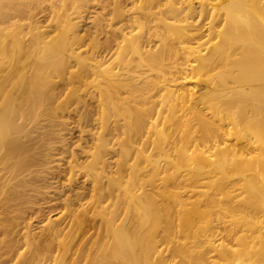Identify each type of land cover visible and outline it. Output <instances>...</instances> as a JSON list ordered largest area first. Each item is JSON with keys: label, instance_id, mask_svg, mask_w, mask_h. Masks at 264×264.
I'll list each match as a JSON object with an SVG mask.
<instances>
[{"label": "bare ground", "instance_id": "bare-ground-1", "mask_svg": "<svg viewBox=\"0 0 264 264\" xmlns=\"http://www.w3.org/2000/svg\"><path fill=\"white\" fill-rule=\"evenodd\" d=\"M137 1V11L124 14L116 10L119 4H114L110 12L121 16L115 17L118 21L104 18L102 12L90 20L88 30L80 33L77 19L98 0H0V226L5 217L18 219L14 221V233L27 253L17 251L19 243L7 245L9 249L0 264H217L216 259L221 264H244L242 258L249 252L252 261L255 257L264 260V247H256L264 235L255 238L247 232L241 234L244 237L238 234L244 231L246 219L264 216V14L260 15L264 1L255 0L259 8L252 4L261 23L256 16L257 20L250 18L255 13L251 15L252 5L248 6L252 0L237 4L233 0H202L196 6L189 2L183 7L182 19L177 17L180 10L174 15L176 8L167 7L165 1L170 22L165 17L153 19L163 30L153 52L145 49L140 38L142 28L156 14L153 9L157 0ZM246 3L251 16L245 13L247 19L243 22L252 28L251 35L245 29L249 38L236 33L243 25L237 29L234 24L239 22L237 13L243 15L242 4ZM201 16L208 22L196 28L195 21ZM113 22L121 23L114 27ZM102 32L106 34L100 42ZM165 33L186 37L190 45L178 38L173 45ZM163 34L169 41L162 39ZM126 48L133 57H126ZM177 53L183 56L182 65L174 66L176 70H170V76L163 75L164 60ZM136 67H141L139 75L134 74ZM189 75L199 77V84L191 87L199 86L198 90L186 87ZM38 80L46 82L43 90ZM150 87L160 94L155 110L141 107L151 95L147 93ZM79 91L88 94L98 108V117L94 118L97 130H81L88 132L91 143L81 146L80 159L72 154L66 168L60 170L56 161L64 156L61 151L53 152L59 147L49 142L39 155L44 158L45 168L35 173L31 167L37 140L17 121L23 115L19 98L33 95L44 103L47 95L56 103L54 109L62 112L70 102L81 101ZM159 124L161 127L156 129ZM150 128L157 135L159 149V155L153 158L144 155ZM174 132L178 135L168 141L171 152L167 154L163 147ZM138 135L145 138L140 140ZM58 144L64 145V140L59 139ZM141 159L151 165L145 180L138 178ZM31 171L36 178L43 177L47 186L27 182L25 177ZM61 173H65L67 184L80 177L82 182H89V187L84 189L86 192L68 196L63 205L65 214L41 220L40 231L33 232L29 221L32 216L20 215L19 203L6 202L19 195L24 199L19 188L27 183L37 195L47 194L57 187ZM202 186L212 188L213 193L197 189ZM228 186L244 193L242 201L238 199L242 209L231 202L237 195L228 194ZM184 192L189 195L181 194ZM212 194H222L225 199L216 195L219 200L215 201ZM22 201L25 203V199ZM213 201L216 204L212 206H219L220 220L236 210L243 212L236 217L245 219V223L236 218L244 223L236 225L235 216H230L235 224L228 230L233 234L230 238L242 249L213 245L215 259L208 262L204 252L199 251L202 242L197 241V229H203L197 223L201 217L208 218L207 207ZM28 205L24 207L28 212L41 209ZM203 208L207 209L206 216ZM261 221L264 223V218ZM224 230L226 227L220 231ZM209 243L212 246L213 242ZM253 252L255 257L251 256Z\"/></svg>", "mask_w": 264, "mask_h": 264}, {"label": "rangeland", "instance_id": "rangeland-1", "mask_svg": "<svg viewBox=\"0 0 264 264\" xmlns=\"http://www.w3.org/2000/svg\"><path fill=\"white\" fill-rule=\"evenodd\" d=\"M163 2V3H161V2ZM165 1H167L168 2V4L165 2ZM180 1V2H179ZM181 1H182V3H181ZM184 1H186V3L184 2ZM193 1V2H192ZM244 0H233V3H238V2H240V3H244L243 2ZM250 2L251 0H247V2ZM253 1V0H252ZM251 1V2H252ZM261 1H264V0H261ZM175 2V3H174ZM189 2H191V4H197V3H199V2H202V0H164V1H162V0H157L156 1V3H155V8L153 9V11L157 14H155L154 15V17L151 19V21L149 22V23H147V24H145V27L144 28H142L143 29V37H141L140 39L142 40V41H144V44L143 45H145V49H147V50H149V51H151V52H153L157 47H155V45L158 43V34H161L162 33V27L160 26V25H158L159 24V22L157 21V19H156V21L155 20H153V19H155V18H157L158 17V19H160V18H162L163 17V19H164V17H165V19L167 18V16L169 15L170 16V14H168L169 13V11L167 12V10L165 9V8H167L168 6H173L172 8H176V11L177 12H175V14L174 15H177V14H179V10H180V16L178 15L177 17H181V18H178V19H182L183 18V16L182 15H184V13H185V11H183L184 9H183V7L185 8V4H187V3H189ZM213 2L215 3V0H213ZM248 2V3H249ZM249 3L250 5H248L249 7L252 5V4H258V2H255V0H254V2L253 3ZM104 3L105 4H107L106 6H105V8L102 10L101 9V6L102 5H104ZM140 2H138L137 0H116V1H114V0H101V2L98 0V2H94L93 3V7H91V8H89V9H87V11H86V13L84 14V16L83 17H81V18H79V19H77V29H80V33H82V32H84L85 30H88L89 29V27L91 26V22L92 21H90V20H92V19H94V17L96 16V15H98L99 13H102L103 12V14H102V16L104 17V18H112V19H114V20H116V21H118V18H120L121 16H116V13L115 12H110V10L113 8V7H115L114 6V4L116 5V4H119L117 7H116V10H122V11H124V14H128V13H132V12H134V11H137L136 9H134V8H136L137 6H138V4H139ZM167 4V7H165L166 5L165 4ZM172 5H171V4ZM184 3V4H183ZM161 4V5H160ZM178 4V5H177ZM182 4V5H181ZM236 4H234V8H236L237 6H236ZM256 4V5H257ZM198 5V4H197ZM245 5V6H244ZM256 5H255V7L254 8H256ZM259 5V4H258ZM257 5V8H259L260 6H258ZM196 6V5H195ZM239 6V5H238ZM244 6V7H243ZM248 6H247V3L246 4H242V8H243V15H241L240 13H237V16H238V14H239V16L238 17H240V19H238L237 17L235 18L236 20L238 19L239 20V22H237V21H234V24H235V27L237 28V29H239L242 25L244 26L245 24V26L246 27H241L240 29L241 30H245L246 28H248V29H246L247 31H248V33H249V35H251L253 32H252V28L251 27H249V26H247V23H244V22H246L245 20L247 19V16H245V13H248L247 15H249V13H251L250 12V10H252V13H251V15L253 14V11L255 12L254 13V15H249V16H251L250 18L252 19L253 17L255 18V16H256V18H258V16L259 15H257L256 14V12L257 11H255V10H253V6L254 5H252L251 7H252V9H250L249 10V8H248ZM230 7V9H231V7H232V5L231 6H229ZM245 7H246V9H245ZM161 9V12H160V10H158V9ZM262 8V7H261ZM233 9V8H232ZM247 9L249 10V11H247ZM126 10H128V11H126ZM245 10H246V12H245ZM261 9H259V11H260ZM159 11V12H158ZM232 12L233 11H235V10H231ZM223 12V11H222ZM241 12V11H240ZM262 12H264V11H262L261 10V14L260 15H262V14H264V13H262ZM159 13V14H158ZM167 15V16H166ZM173 15V16H174ZM228 15H230L231 16V14H229L228 13ZM156 16V17H155ZM173 16H171V17H173ZM236 16V15H235ZM242 16V17H241ZM93 17V18H92ZM115 17H118L117 19H115ZM174 17H176V16H174ZM176 17V18H177ZM245 17V18H244ZM170 18V17H169ZM169 18H167V20H165V21H168V22H170V19ZM241 18H244V19H242L241 20ZM253 18V19H254ZM255 18V20H257ZM260 18V17H259ZM258 18V21L260 22V19ZM197 19V18H196ZM195 19V20H196ZM262 19H264V17H262ZM171 20L173 21V19L171 18ZM240 20H241V22H243V20H244V22L243 23H241L240 22ZM171 21V22H172ZM194 21V20H193ZM256 22L257 24H258V26H260L259 25V22ZM103 22H108L107 20H104ZM121 22H123V21H121ZM120 22V23H121ZM157 22V23H156ZM180 23L179 21H176V23ZM182 22V21H181ZM195 22H197L196 24H194V26H196V28H198V27H200L201 25H203L204 23H206V22H208L207 20H206V22H205V20H204V18H202V16L197 20V21H195ZM194 22V23H195ZM89 23V24H88ZM114 24H113V26L115 27V26H118L119 24H116L115 22H113ZM175 23V22H174ZM175 23V24H176ZM177 23V24H178ZM183 23V22H182ZM182 23H180V24H182ZM193 22H191V24H192ZM239 23V24H238ZM261 23V22H260ZM157 24V25H156ZM240 25V26H239ZM89 26V27H88ZM160 26V27H159ZM193 25H192V27H194ZM239 26V27H238ZM88 28V29H87ZM84 29V30H83ZM91 29V28H90ZM106 29V28H105ZM108 29V28H107ZM161 29V30H160ZM190 29V28H189ZM202 29V28H201ZM240 29L238 30V32L236 31V33H242L244 36H245V34H247L246 36H248V33H247V31L245 30V31H241L240 32ZM191 32H194V30L193 31H191ZM105 34L106 33H101L100 35H99V38L101 39L100 40V42H102L103 41V39H104V36H105ZM166 34V33H165ZM165 34H163V37H162V39H166L167 41H169V40H171L172 42L171 43H173V45H174V43L175 44H177V42H178V40H177V38L179 39V40H181L182 39V41H184L183 42V44L184 43H186V45H190L189 43H187L186 42V37H182V36H178V35H176V34H174V36L173 35H169L168 33L166 34L167 35V37L169 38V40H168V38L166 37V35ZM176 36V37H175ZM178 36V37H177ZM148 37H149V39L150 40H148ZM165 37V38H164ZM175 37V38H174ZM185 38V39H184ZM248 38H249V36H248ZM153 39V40H152ZM157 41H156V40ZM156 41V42H155ZM185 45V44H184ZM84 48H86V45L84 46ZM89 53H90V50H89ZM124 54L126 55V57L128 58V57H133V53H132V51L129 49V48H126L125 49V51H124ZM183 56L181 55V53H177V55H170V56H168L167 57V59H165L164 60V69H165V71L163 72V75H166V76H170L171 74L170 73H168L170 70H172V73H174L175 72V67L174 66H176V65H178V64H180V65H178V67L179 66H181L182 65V63H183ZM141 73V67H136V72L134 73L135 75H139ZM50 79H52V80H56V79H58L57 77H50ZM185 81H186V87H192L193 86V84H199V82H200V79H199V77L197 76V75H189L186 79H185ZM39 84H40V88L43 90L44 89V87H45V85H46V82L45 81H41V80H38L37 81ZM188 85V86H187ZM199 87V86H198ZM198 87L197 86H194L193 88L194 89H192V90H198ZM78 93H80V95H81V101L79 102V103H76L75 101H72V102H70L69 104H68V106H67V108L66 109H64L62 112L61 111H58L57 109H54V107H55V102H52V101H50L48 98H47V95H46V97H45V100H44V103L39 99V98H37V97H35V96H33V95H31V96H22V98H19V105L21 106V109H22V111H23V115L21 116V117H19L18 119H17V121L18 122H20L21 123V125L23 126V129L24 130H26V131H28V134H29V136L31 137V138H34V139H36L37 140V143H35L33 146H35L33 149V151L35 152V157L33 158V163L34 164H32V167H31V170H35V173H38V171H39V173H40V171H41V169H43V168H45V166L43 167V165H44V163L42 164V162H44V158H43V156H39V155H42L44 152V148L46 147L47 148V145H48V143L50 142V143H52V142H55L57 145H58V147L59 148H56V150H54L53 152H59V151H61L62 153L61 154H63V158H62V160L60 161V160H58V161H56V164H58L59 163V165H58V167L59 168H61L60 170H62V169H64V168H66L65 166H66V161L68 160V159H70V156L73 154L74 156V158H76V157H79V159H80V157L83 155V153L81 154V148H82V150L84 149L83 147H81V146H84V147H86L88 144V142L89 143H91L90 142V140H89V137L87 136V134H88V132H83V131H85V130H89V129H91V130H94V131H96L97 129L95 128V126H94V118L95 117H98V108L97 107H95L93 104H94V100L93 99H91L90 97H89V95L88 94H86V93H84V92H78ZM147 93H149V94H151L149 97H147V99L146 100H144V103H143V105L141 106V107H149V108H152V109H158L159 108V106H156L157 105V101H158V99L160 98V94L157 92V91H155V90H153V89H151V87H150V89L147 91ZM146 93V94H147ZM26 95V94H25ZM153 95V96H152ZM53 110H52V109ZM161 127V124H159V125H156V129H159ZM83 129V131L81 132V130ZM145 130H146V128H144ZM108 131V130H107ZM109 132V131H108ZM175 135H178V132H174L173 134H170V136L167 138L168 140H167V143H166V146L165 147H163V150L164 151H166V153L167 154H170V152H171V149H170V147H169V145H168V141L169 140H172V139H174V137H175ZM147 142H146V144H145V146H146V150H145V152H144V155H146L147 157H149V158H153V157H155L156 155H159V149L156 147V139H157V135H156V133H154L153 131H152V129L150 128V130H149V133H147ZM137 138L138 139H144L145 137H143V136H141V135H138L137 136ZM59 139H63L64 140V145H62V146H59ZM49 143V144H50ZM47 144V145H46ZM46 145V146H45ZM86 149V148H85ZM42 150V151H41ZM40 152V154H39V152ZM41 152H42V154H41ZM65 152V153H64ZM36 156H38V157H36ZM170 158H172V157H170ZM131 160V159H130ZM130 160H129V162H130ZM109 161H112V160H110L109 159ZM132 161V160H131ZM38 163V164H37ZM160 163L161 164H163V161H160ZM34 166H35V168H34ZM38 169V171H36ZM53 170H56V169H53ZM151 171V165L149 164V161L148 160H145V159H141V163L139 164V166H138V178H143L142 180H145L146 178V176H148L149 175V172ZM34 172V171H33ZM32 171H31V174H29L28 176L26 175V179L27 180H29V181H27V182H34V184L35 185H37V183L40 185V186H42L43 187V185L44 186H47V183H46V181L43 179V177H37L36 178V174L35 173H33ZM38 173V174H39ZM246 174L248 175V173L246 172ZM61 175V178H59L58 179V183H57V187L56 188H51V189H49V192L47 193V194H38L37 195V192H33V191H30V187H31V183H27V184H25L23 187H20L19 188V194H21V195H23L22 197H24V199H25V203H24V201H22V200H24L23 198L21 199L20 197V195H19V197L17 198H14V200L13 199H11L12 201H14L13 203H11V202H9V201H11V200H8L7 202H6V205H12V204H14L15 202V204L14 205H17L18 203H19V206H21L22 207V212L20 213V215L21 214H23V215H25V213H26V215H25V217H29L30 215L32 216V219H30L29 221H30V226H31V230L33 231V232H39L40 231V227H41V224H43V223H41V220H43V222H44V220H46V219H48V218H50V219H54V218H56V217H58V213H64V209H63V205H64V202H65V199L68 197V196H72L73 197V195H71L72 193H74V192H81V191H83V192H86L87 191V189H88V187H89V182H82L81 180H82V178H78V177H76L75 178V180L73 179V181L71 182V183H68L67 184V182H66V175H65V173H64V175H63V173H61L60 174ZM162 174H159L158 176H161ZM33 177V178H32ZM38 178H39V180H38ZM43 179V180H42ZM30 180H34V181H30ZM35 180H37V181H35ZM41 180V181H40ZM54 180H56V179H54ZM40 181V182H39ZM61 181H62V184H60L61 183ZM76 181V182H75ZM81 183H80V182ZM41 183V184H40ZM43 183V184H42ZM46 183V184H45ZM73 183V184H72ZM83 183V184H82ZM34 184L32 185V186H34ZM59 184V185H58ZM65 184V185H64ZM72 184V185H71ZM29 185V186H28ZM39 185H37V186H39ZM145 185V184H144ZM88 186V187H87ZM29 187V188H28ZM72 189H71V188ZM75 187V188H74ZM87 187V188H86ZM206 186H202V187H200V188H197V189H200V190H202V191H204V193H206V190L208 191L210 188H205ZM77 188V189H76ZM83 188V189H82ZM5 189H7V188H5ZM22 189V190H21ZM28 191H30V192H28L27 193V190ZM74 189V190H73ZM76 189V190H75ZM81 189V190H80ZM86 191H85V190ZM206 189V190H205ZM228 189L229 190H231V187L230 186H228L227 187V189H226V192H228V194H229V192L231 193H234V194H232V195H234V196H236L234 199L237 201V202H234L235 200L233 199V201H231V202H233V205H235V206H238V207H236V208H238V209H242V206H241V204H242V202H240L239 200H241V198H242V196L244 195V193L243 192H240L238 189H234V190H231V191H228ZM262 189H264V188H262ZM20 190H21V192H20ZM24 190V191H23ZM67 190H72V192L70 193V192H68ZM79 190V191H78ZM174 190H176V189H174ZM212 190V191H211ZM22 191L24 192L23 194H22ZM140 191H142V189H140L138 192H140ZM82 192V193H83ZM210 192H212L213 193V189L211 188L210 189V191H208V195L210 194ZM32 194V195H28V194ZM33 193L34 194H36V195H33ZM237 193V194H236ZM181 194H187V195H189L187 192L185 193H181ZM59 195V196H58ZM186 195V196H187ZM211 195V194H210ZM213 195V194H212ZM216 195H220L219 197H216ZM32 198H31V197ZM33 196H34V198H33ZM39 196V197H38ZM233 196V197H234ZM212 197V196H211ZM31 198V199H30ZM56 198V199H55ZM221 199V198H223V199H225V196L224 197H222V194H215V196L213 195V198L212 199H214L215 201H217L216 199ZM240 198V199H239ZM28 199H29V201H28ZM35 199V200H34ZM40 199V200H39ZM159 199L162 201V199L159 197ZM183 199H185V197H183ZM218 199V200H219ZM239 199V200H238ZM38 200V201H37ZM50 202H49V201ZM53 200V201H52ZM18 201V202H17ZM33 201V202H32ZM46 201V202H45ZM215 201H213V203H211V204H209L208 206H210V207H207L208 208V210H209V208H210V211L209 212H207V209L206 208H203L205 211H204V213H203V216L205 215L206 216V212H207V215H209L208 216V218H205V217H201V219H202V221L200 220L197 224H199V227H200V229H203V231L202 230H198L197 229V231H198V236H197V241L198 242H202V243H200L201 245H199V246H202V247H200L201 249H199L197 246H196V250H198L199 249V251L201 250L202 252H204V256H205V259H206V261H208V262H210L211 260H214L215 259V246H217V245H219L218 246V248L219 249H221L222 247H228V249H242V246H241V248H240V245L238 244H235L237 241L231 236V238H233L234 240H232L231 238H230V235L232 234V231L231 232H229L230 230L229 229H231V227L233 228V224L231 223L232 221H231V218H230V216L234 219V217L233 216H235V219L237 218L238 220H241V219H239V217H236L237 215L239 216L240 214L242 215L243 214V212L242 211H236V210H234L235 212H237V213H233V214H230V215H228L227 217H223V218H221L222 220H220V209H219V206L217 205H215V206H212V205H214V204H216V202ZM242 201V200H241ZM40 202V203H39ZM54 202V203H53ZM1 203H5V202H2L1 201ZM23 203V204H22ZM28 203H30V204H32V205H36V207L37 206H39L41 209L40 210H32V211H30V212H28L27 211V209L26 208H24V207H27V205H28ZM37 203H38V205H37ZM43 203H44V205H43ZM47 203V204H46ZM238 203V204H237ZM26 206H25V205ZM29 204V205H30ZM42 204V205H41ZM217 204H220V203H218L217 202ZM6 205H4V206H6ZM23 205H24V207H23ZM28 205V206H29ZM42 207H41V206ZM221 205V204H220ZM222 206V205H221ZM213 209H212V208ZM216 209H217V211H219V213L217 214V211H216ZM27 212H26V211ZM64 210V211H63ZM63 211V212H62ZM216 211V212H215ZM66 212V211H65ZM215 213L216 215L215 216H213L214 214L213 213ZM241 212V213H240ZM209 213V214H208ZM212 213V215H210ZM229 213H231V212H229ZM240 213V214H239ZM28 214V215H27ZM65 214V213H64ZM63 214V215H64ZM234 214H236V215H234ZM22 215V216H23ZM35 215H37L38 217H34ZM219 215V217H217ZM211 216V218H209ZM212 216H213V218H212ZM27 217V218H28ZM215 217V218H214ZM229 217V218H228ZM261 218H258V219H246L247 220V222H249V223H245V219L244 220H241V221H243L244 223H245V229H244V231H239L238 232V234L239 235H241V234H249V237H254L255 236V238H260V237H262V235H264V234H262V233H264V223H262V221H261V219L262 218H264V216H260ZM205 219V220H204ZM210 219V220H209ZM214 219V220H213ZM230 219V220H229ZM236 219V225L239 223V225H241V226H243V222H241V221H238ZM18 219H13V218H11L10 216H8V217H5L4 219H3V221H2V223H1V226H0V239H3V242H0V261L2 260V259H4V257H5V255H6V252L8 251V249H9V247L10 246H14L15 244H20V246H19V248L17 249V251H20V252H26V250H25V246H23L20 242H21V240H20V238L18 237V236H16V234L14 233V224H15V222L14 221H17ZM204 220V221H203ZM224 220V221H223ZM226 220H228L229 222H228V224H227V221ZM37 221H40V222H38L37 223ZM205 221H207V224H206V222ZM208 221H211V223L209 222L208 223ZM234 221V220H233ZM63 222V221H62ZM61 222V223H62ZM202 224H204V225H202V226H200L201 225V223ZM204 222V223H203ZM214 222V223H213ZM219 222V223H218ZM225 222V223H224ZM230 223V224H229ZM63 224V223H62ZM210 224V225H209ZM218 224V225H217ZM234 224V225H235ZM207 225V226H206ZM224 225V226H223ZM228 225V226H227ZM231 225V226H230ZM258 226V229H257V226ZM259 225H260V227H259ZM39 226V227H38ZM222 226L225 228L226 227V230L229 232V233H227L226 232V230H224L223 232H225V234H229V235H225L222 231H220L221 229L223 230L224 228H222ZM250 226V227H249ZM253 226V227H252ZM256 226V227H255ZM198 227V226H197ZM198 227V228H199ZM204 227V228H203ZM206 227V228H205ZM208 227V228H207ZM212 227V228H211ZM216 227V228H215ZM255 227V228H254ZM211 228V229H210ZM215 228V229H214ZM228 228V229H227ZM249 229V230H248ZM259 229H261L262 231H259ZM212 231V233H211V231ZM243 230V229H242ZM247 230V231H246ZM209 232V233H208ZM220 233V235H219V233ZM221 232H222V234H221ZM247 232V233H246ZM260 232H262L261 234H260ZM203 234V235H202ZM243 234V235H244ZM247 234V235H248ZM201 235V236H200ZM210 235V236H209ZM233 235V234H232ZM257 235H259V236H257ZM225 236V237H224ZM229 236V237H228ZM238 235L236 234L235 235V237H237ZM257 236V237H256ZM214 237V238H213ZM239 237V236H238ZM241 237H244V236H242L241 235ZM262 238H264V237H262ZM206 239V240H205ZM213 239V240H212ZM208 240V241H207ZM212 240V241H211ZM223 240V241H222ZM255 240H257V239H255ZM216 241V242H215ZM219 241V242H218ZM233 241V242H232ZM260 241V243H262V242H264V239H259L257 242H256V247H258V246H260L261 245V247H264V243H262V244H260V243H258ZM209 242H211V244H212V242H213V244H212V246H210V243ZM197 243V242H196ZM206 243V244H205ZM220 243H221V246H220ZM234 243V244H233ZM259 245H258V244ZM199 244V243H198ZM197 244V245H198ZM217 244V245H216ZM7 245H9V247H7ZM208 245V246H207ZM213 245H215L214 246V250L212 249V247H213ZM226 245V246H225ZM231 245H232V247H231ZM237 245V246H236ZM235 246L237 247V248H235ZM204 247H205V249H204ZM211 247V248H210ZM203 248V249H202ZM259 248V247H258ZM257 248V251L258 252H261V251H264V250H261V248L260 249H258ZM208 249V250H207ZM210 249H212L211 251H210ZM204 250V251H203ZM261 250V251H260ZM209 251H210V253H209ZM214 251V252H213ZM12 252H14V251H12ZM198 252V251H197ZM207 252V253H206ZM212 252V253H211ZM217 252V251H216ZM248 253V252H247ZM246 253V254H247ZM252 252H249L248 253V255H247V259L246 258H242V259H244V264H248L247 262H249L250 264H256V261H259L260 259L258 258V260H257V258L255 257L256 255L254 254V252H253V254L251 255V256H253V257H255V258H253V261H255L254 259H256V261L253 263V261H252V259L250 258V255L249 254H251ZM25 254H27V253H25ZM246 254H245V256H246ZM255 255V256H254ZM244 257V256H243ZM214 262H216L217 264H219L221 261H219V260H214ZM226 262V261H225ZM221 264V263H220ZM223 264H225L224 262H223ZM257 264H264V260H260L259 261V263L257 262Z\"/></svg>", "mask_w": 264, "mask_h": 264}]
</instances>
